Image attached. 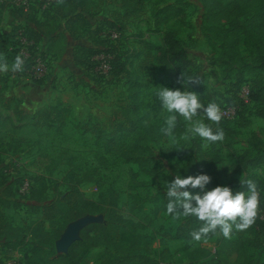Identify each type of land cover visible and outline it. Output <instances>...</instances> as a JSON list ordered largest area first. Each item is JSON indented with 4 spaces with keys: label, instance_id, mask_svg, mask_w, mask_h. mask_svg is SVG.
Here are the masks:
<instances>
[{
    "label": "rangeland",
    "instance_id": "obj_1",
    "mask_svg": "<svg viewBox=\"0 0 264 264\" xmlns=\"http://www.w3.org/2000/svg\"><path fill=\"white\" fill-rule=\"evenodd\" d=\"M176 1L182 2L184 15L156 30L153 10L176 4ZM144 4L140 15L124 22L121 28H109L102 23L114 20V12L121 11L118 0L102 3L87 0L85 9L77 10L84 21L75 26V35L65 30L62 14L67 9L58 14L57 2L43 12L36 6L28 11L35 14L37 20L46 17L49 29L61 38L54 42L49 40L50 35L35 44V53L47 65L42 77L33 78L27 70L0 73V196L7 203L4 209L7 228L0 232V264H31L22 256L37 240L33 222L41 215L35 208L71 188H77L96 202L95 210L85 211L67 225L66 233H71L73 238H77L85 225L103 222L106 202L113 200L123 217L138 223L142 232L156 234L154 243L146 250L155 264H196L200 249L205 251L206 260L242 264L231 244L235 230L231 239L217 235L200 242L162 239L165 230L183 217L173 219L168 216L161 210L160 201L154 198L167 191V183L176 175L186 178L205 174L210 177L209 184L230 187L235 193L240 181L252 172L264 173V164L252 170L249 166L241 168L237 161V156L244 150H250V154L256 156V139L261 142L258 151L264 153V119L256 116L258 110L264 111V100L260 99L263 73L256 68L255 54L241 41L240 57H229L222 54L219 42L201 34L204 16L201 0H144ZM23 13L13 0H0V38L13 36L17 28L29 24ZM178 27L179 48L188 61L186 70L199 79L196 86L206 87L203 91L197 87L195 93L204 106L215 102L221 112L227 108L233 110L234 133L231 139L224 138L205 146L199 137L182 138L190 125L181 118L184 122L181 136H164L149 143L152 161L145 169L149 171L155 167L159 171L150 175L142 172L139 164L124 162L117 152L107 150L84 126H96L105 134L115 130L122 120L123 109L132 103V94H135L137 114L144 123L165 126L168 113L161 109L156 93L159 87L171 88L170 72L164 65L156 63L153 56L157 53L155 46L166 50L163 33ZM112 31L118 34L115 40L109 38ZM106 44H112L111 56L117 58L108 70L101 67L105 62L104 54L96 56L91 68L81 64L86 59V49H98ZM136 53L138 56L134 58ZM128 73L132 74L135 87ZM240 84L244 85L238 90ZM250 87L253 100L248 102ZM57 115L64 118V125H60ZM245 122L247 125H243ZM212 127L215 131L217 125L212 124ZM117 137L123 142H134L131 135L118 133ZM213 152L222 156V160L207 167L202 154L210 158ZM23 182L28 183V190L31 187L29 194L25 189L20 191ZM33 195L40 196V200L32 198ZM23 236L28 237L26 244L20 241ZM14 246L18 247L19 253L14 251ZM55 248L59 253L57 246ZM104 248L100 244L91 249L78 264H94ZM212 249H215L214 253ZM193 250L196 252L191 255Z\"/></svg>",
    "mask_w": 264,
    "mask_h": 264
},
{
    "label": "trees",
    "instance_id": "obj_2",
    "mask_svg": "<svg viewBox=\"0 0 264 264\" xmlns=\"http://www.w3.org/2000/svg\"><path fill=\"white\" fill-rule=\"evenodd\" d=\"M103 1L106 0H98L100 3ZM86 2L87 0H65L63 4L56 8L58 14L63 13L65 8L67 9L66 13L62 15H64L63 18L65 19L64 28L70 35H75V26L84 21L83 16L77 10L83 11ZM118 2L121 11L114 12V20H107L102 23L104 27L117 26L121 28L124 22L140 15L144 11V0H118ZM201 2L204 10L200 25L201 34L219 42L222 54L229 57H240L239 45L241 41L243 45L247 46L255 54L258 61L256 68L263 73L264 77V0H228L226 2L223 0H201ZM176 4H166L153 10L152 17L154 18L156 30H159L162 24H167L169 21L184 15L185 10L182 2L176 1ZM23 14L29 22L23 29L28 38L35 43L50 35L49 40L54 42L61 38L60 34L54 32L53 29H49L50 26L46 22V17L43 20H37L33 13L24 12ZM179 33V27L164 32L162 40L166 50L162 46H155L157 53L153 56V59L156 63L164 65L169 70L170 89L195 92L198 87L199 91H203L206 89L205 86L190 84L188 87H183L182 82H177L181 74L185 77H192L191 73L186 70L188 61H186L185 55L179 48L181 43L177 37ZM15 35H5L0 38V54L6 57L9 65L17 56ZM113 51L114 47L112 44H106L105 47L98 49H86L84 51L87 53L86 59H83L81 64L87 69L91 68L93 61H95L93 57L98 54H104L105 57L109 56L107 57V62L111 66L110 63L113 64L117 60L116 56H111ZM137 56L138 54L136 53L134 58H137ZM128 77L132 86L135 87L136 83L132 80V74L128 73ZM242 85L244 84L238 86V90ZM133 96L132 103L123 109L122 120L117 123L115 130L105 134L103 130L98 129L96 126L88 128L86 125L84 127L95 135L96 139L107 150L117 152L124 162L137 163L142 167V172L150 175L158 174L159 171L155 167L146 171L145 165L152 161L149 143L157 142L165 136L160 132L163 126L144 123L137 114L135 94H132ZM247 99L248 102L253 100L251 87L247 91ZM260 99L264 100V83L260 87ZM256 116L264 119V111L258 110ZM56 117L60 125L65 124V120L61 115ZM233 118H222L219 123V128H222L225 133V139H231L233 136ZM39 119L40 117H37V120ZM247 123L245 122L243 125H247ZM183 131L184 122L181 118H178L173 136L179 137ZM118 133L133 136L134 142L127 143L118 140ZM255 141L257 153L255 157L250 154V150H244L242 154L237 156V161L241 168L249 166L253 170L259 164H264V153L258 151L261 142L259 139ZM202 156L207 167H213L222 160V156L215 152L210 158H208L207 154H202ZM233 170L236 171V167L233 166ZM245 180H251L255 183L259 200L258 209H264V173L252 172ZM239 186L237 191L247 193L246 185L239 183ZM214 187L212 184H207L206 190H211ZM30 188L27 192L28 194ZM198 191L192 192L195 194ZM32 198L40 200V196L37 195H33ZM154 200L160 201L161 210L167 214L168 198L166 197V191L158 194ZM6 205V201L0 196V232L7 228L4 212ZM95 208L96 202L82 194L77 188H71L63 195H58L43 206L35 208V211H38L41 215L39 219L33 222V231L36 232L37 240L30 245L28 252L22 256L23 259H28L31 264H78L84 254L101 244L105 247L103 254L96 258L94 264H155L154 260L146 253V250L154 243L156 234L153 232H142L138 223L123 217L116 202L113 200L106 202L103 222L82 227L77 238L70 243L67 249L62 253H57L56 242L61 238L67 225L81 217L85 211L95 210ZM200 226L201 222H198L195 218L183 217L175 226L165 230L162 234V239L180 242L191 241L190 233L198 230ZM14 229L17 231L16 228ZM214 236L209 235L206 240ZM20 241L26 244L28 237L23 236ZM231 244L234 245L237 259L241 260L242 264H264V219L259 218L258 210L254 223L244 231H237ZM13 248H15L14 251L19 253L17 246ZM195 252L193 250L191 255ZM198 252L200 258L196 259V264H219L213 260H206L204 250L200 249Z\"/></svg>",
    "mask_w": 264,
    "mask_h": 264
},
{
    "label": "clouds",
    "instance_id": "obj_3",
    "mask_svg": "<svg viewBox=\"0 0 264 264\" xmlns=\"http://www.w3.org/2000/svg\"><path fill=\"white\" fill-rule=\"evenodd\" d=\"M56 2L60 5L65 0H56ZM9 70L13 73L24 70V60L20 55H17L9 65L6 57L0 54V73H7ZM177 82H182L183 87L200 83L199 79L185 77L183 74ZM156 97L161 109L168 113L164 122L165 126L160 129L165 136H173L178 118H182L190 125L182 137L184 140L199 137L205 146L223 141L225 133L222 128H219L223 114L217 103L210 102L204 106L197 93L166 87H159ZM197 117L200 118L196 119ZM204 120L211 123L206 124ZM212 124L217 125L215 131ZM209 183L210 177L205 174L186 178L176 175L170 183H167V214L173 219L193 217L201 222L199 229L190 233L192 242H200L209 235L231 239L234 230L248 229L257 215L259 200L253 181H240V184L247 186V193L244 191L233 193V190L227 186H217L206 190V185ZM189 189L199 191L193 194Z\"/></svg>",
    "mask_w": 264,
    "mask_h": 264
},
{
    "label": "built area",
    "instance_id": "obj_4",
    "mask_svg": "<svg viewBox=\"0 0 264 264\" xmlns=\"http://www.w3.org/2000/svg\"><path fill=\"white\" fill-rule=\"evenodd\" d=\"M56 0H13V4L19 8L22 12H28L31 7L36 6V9L49 10ZM16 37V38H15ZM14 40L16 41L15 48L17 49V55H20L24 60V70H27L28 74L33 78L42 77L44 72L47 69L46 61L37 53H35V42L32 39H29L23 28H17L16 35ZM118 37L117 32L112 31L109 33V38L115 40ZM97 56V55H96ZM96 56L93 57V60H96ZM109 57V56H107ZM107 57L104 63L101 65L102 68L105 67L106 70L110 68L109 63L107 62ZM222 118L232 119L234 117L233 110L227 108L222 111ZM28 183L23 182L22 189L28 191ZM259 218L264 219V209H258ZM213 253L215 249H212Z\"/></svg>",
    "mask_w": 264,
    "mask_h": 264
},
{
    "label": "water",
    "instance_id": "obj_5",
    "mask_svg": "<svg viewBox=\"0 0 264 264\" xmlns=\"http://www.w3.org/2000/svg\"><path fill=\"white\" fill-rule=\"evenodd\" d=\"M74 239L75 238L72 237V234L68 232L65 235L64 240L62 242L56 244V246H57V248L59 250V253L64 252Z\"/></svg>",
    "mask_w": 264,
    "mask_h": 264
},
{
    "label": "crops",
    "instance_id": "obj_6",
    "mask_svg": "<svg viewBox=\"0 0 264 264\" xmlns=\"http://www.w3.org/2000/svg\"><path fill=\"white\" fill-rule=\"evenodd\" d=\"M46 49H47V48H46ZM65 233H66V229H65L64 233L62 234L61 238L67 234V233H66V234H65ZM61 238H60V239H61ZM60 239H59V240H60ZM59 240H58V241H59ZM177 242H180V241H177ZM56 243H57V242H56Z\"/></svg>",
    "mask_w": 264,
    "mask_h": 264
}]
</instances>
